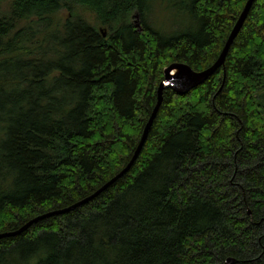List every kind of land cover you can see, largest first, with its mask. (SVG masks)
Segmentation results:
<instances>
[{"label": "trees", "instance_id": "1", "mask_svg": "<svg viewBox=\"0 0 264 264\" xmlns=\"http://www.w3.org/2000/svg\"><path fill=\"white\" fill-rule=\"evenodd\" d=\"M246 1L0 0V234L117 175L164 69L210 67ZM179 10L196 32L164 38L159 15ZM227 259L264 264V0L209 79L184 95L164 89L123 177L0 239V264Z\"/></svg>", "mask_w": 264, "mask_h": 264}, {"label": "water", "instance_id": "2", "mask_svg": "<svg viewBox=\"0 0 264 264\" xmlns=\"http://www.w3.org/2000/svg\"><path fill=\"white\" fill-rule=\"evenodd\" d=\"M254 1L255 0H247L246 1L238 19L236 20L231 32L229 33V35L226 39V42H225L219 56L217 57L215 62L210 67H208L204 70H201V71H195L191 67H189L188 65H186L184 63L173 62L164 69L163 80L159 84V86L157 87V90H156V103H155V106H154V108H153V110H152V112L148 118V121L145 124V127H144L143 133L141 135L140 141H139L138 145L136 146V148L133 152V155L131 156L127 165L117 175H115L111 180H109L106 184H104L101 188H99L93 194H91L90 196L80 200L79 202L75 203L74 205L70 206L69 208H66L64 210L50 212V213L44 214L42 216L36 217V218L30 220L29 222H27L25 225H23L21 228H19L16 232L0 234V239L5 238V237H13V236L19 235L22 232H24L25 230H27L28 228H30L34 223H37L38 221L42 220L43 218L54 216V215H59V214L74 210L75 208H77V207L91 201L92 199H94L100 193L105 191L110 185H112L117 180H119L121 177H123L128 172V170L132 167L134 162L136 161V159H137V157H138V155H139V153H140V151H141V149L145 143L148 131H149V129H150V127H151V125L155 119V116L158 112V109L161 105L162 94H163L164 89L169 88V89L173 90V92L176 93L177 95H184V94L188 93L190 90H192L193 88L203 84L220 67H222L224 65L226 54H227L233 40L235 39L236 35L240 31V29L243 25V22H244L247 14H248V11H249V9H250V7ZM134 24H135V27L138 28L139 25L137 23V16H135ZM102 36L105 37L106 33L103 32ZM234 263H235V260H233V259H227L226 260V264H234Z\"/></svg>", "mask_w": 264, "mask_h": 264}, {"label": "rangeland", "instance_id": "3", "mask_svg": "<svg viewBox=\"0 0 264 264\" xmlns=\"http://www.w3.org/2000/svg\"><path fill=\"white\" fill-rule=\"evenodd\" d=\"M158 24L164 38H169L180 31L195 33L197 29L185 10L182 12L179 10L174 15L169 13L167 15H159Z\"/></svg>", "mask_w": 264, "mask_h": 264}]
</instances>
